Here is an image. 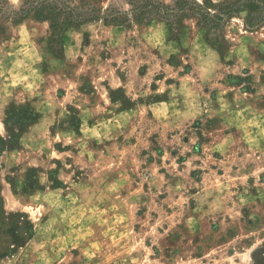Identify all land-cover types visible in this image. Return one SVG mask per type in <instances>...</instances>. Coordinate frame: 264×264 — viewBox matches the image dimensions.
<instances>
[{"label": "rangeland", "instance_id": "rangeland-1", "mask_svg": "<svg viewBox=\"0 0 264 264\" xmlns=\"http://www.w3.org/2000/svg\"><path fill=\"white\" fill-rule=\"evenodd\" d=\"M53 2L59 20L101 8L125 22L77 20L59 36L31 14L6 22L0 95L38 100L51 124L14 164L0 154L3 209L31 227L0 264H264L262 65L233 73L225 57L224 75L204 80L185 55L194 30L171 53L165 32L146 25L152 3L200 13L202 0ZM171 20L179 32L194 23ZM227 20L206 18L205 38L221 50ZM245 28L264 39V22Z\"/></svg>", "mask_w": 264, "mask_h": 264}, {"label": "trees", "instance_id": "trees-1", "mask_svg": "<svg viewBox=\"0 0 264 264\" xmlns=\"http://www.w3.org/2000/svg\"><path fill=\"white\" fill-rule=\"evenodd\" d=\"M201 4L204 6V8H202L203 13L201 11L200 13H188V5L178 9V11H174L171 7L166 6L164 8L162 5L152 3L148 6V9L153 13V19H160L166 22L169 31L173 33V35H171V39H177L179 32V30L174 31L171 18L177 19L179 16L184 14L187 16L198 17L200 23H202L207 28L211 25L206 22L207 17L210 18L213 16L220 19V21L224 23L228 18H231L244 11L246 12L244 19L246 27L254 28L264 22V10L254 2L248 4L243 0H235L219 6L212 2V0H203V3ZM210 9L215 11L210 14V11H208ZM93 11V13L84 14L83 16L81 14L76 16L69 15L62 20H59L58 18H52L55 14H57L56 5L53 0H28L19 9H12L6 4L5 0H0V35L5 32L6 22H17L30 14L33 15L37 20H50L51 28L55 30L56 36L63 34L70 26L78 27L79 21L77 22V20H102L105 24H123L125 22L121 16L123 14L120 12L112 13L108 9L102 10L101 8H94ZM130 13H132V10ZM204 15L206 18H203ZM61 36L60 45L63 47V35ZM213 44L218 49H221V47L217 45L216 42H213ZM11 117H13L12 123L16 122L15 127H19L18 131H15L14 128L9 126ZM38 118L39 114L34 112L29 104L26 103L24 105L16 106L14 103H10L6 108L4 119V124L8 132V138L0 136V154L4 150L17 148L19 146L21 134L29 127V125L36 122ZM29 188L31 189V187ZM25 230H31V227L26 221H24L21 214L5 212L3 209L2 198L0 196V254L9 252L10 243H12L15 238L21 239V236H23V232Z\"/></svg>", "mask_w": 264, "mask_h": 264}, {"label": "crops", "instance_id": "crops-1", "mask_svg": "<svg viewBox=\"0 0 264 264\" xmlns=\"http://www.w3.org/2000/svg\"><path fill=\"white\" fill-rule=\"evenodd\" d=\"M203 1V0H202ZM219 0H212V2H216ZM203 3V2H199ZM190 19H193L194 23L193 26H189V28H183L182 31L178 33L177 39H171V32L169 31L167 24L165 21L156 19L152 20L149 23H146L147 26L152 25L153 23L156 22V25L161 31L165 34L164 40L166 41V48H171L173 53L174 51H179L181 48L186 47V39L188 38V35L190 32L189 29L194 30L192 31L195 33L193 39H191V42L187 45V53L185 54L186 56L189 57V62H195L194 67H196L201 75L203 76L204 80H207V78H211L212 76L214 77H219L218 75H221V77L225 73V67L223 66V61L222 58L228 60L231 62V65H227L228 67L230 66L231 69H233V73L240 69H246L247 67L254 66L257 68L258 66H261L264 68V39L261 37H252L250 35H253L257 31H251L247 30L244 26V20L240 19H235V18H230L227 20L225 25L223 26L226 32V36H229L231 38V43L229 45H226L223 47V49H218L215 47L212 43L206 40L205 34H206V27L199 23L198 18L193 16H188ZM155 21V22H154ZM230 21L232 24L229 23ZM243 21V22H242ZM235 23V24H234ZM193 27V28H191ZM233 41V42H232ZM197 44V45H196ZM199 49V52L197 54H194L195 49ZM257 50L261 52L263 55L258 56L257 54L254 55L253 52ZM193 52V56L192 55ZM201 52V54H200ZM198 55V56H197ZM198 58V59H196ZM193 60V61H192ZM227 69V68H226ZM261 74L264 75V72H261ZM225 88L232 89L233 87L230 86V84H225ZM223 93V92H222ZM2 100V105L0 109V119H4L5 117V111L7 106L9 105L10 102H13L14 99H17V96H14L13 94H3L0 95ZM29 97H23L22 99H17L15 100L18 105H24L27 102H29ZM23 100V103H20V101ZM32 102V103H31ZM29 102V106L34 112L39 113V118L37 119L36 122L33 124L29 125V127L21 134L20 139H19V144L21 145V149L15 148V149H8L5 151L3 154V159L6 158L9 160L11 158V163L14 164V158L19 160L22 158V150L27 149V142L29 140H35L37 137H39L41 132V128L43 126H47L51 124L50 117L42 115L41 111V105L38 100ZM123 112V111H122ZM25 147V148H24ZM19 150L21 152H19ZM13 161V162H12ZM16 161V160H15Z\"/></svg>", "mask_w": 264, "mask_h": 264}]
</instances>
